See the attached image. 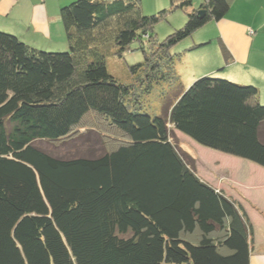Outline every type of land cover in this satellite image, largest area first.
<instances>
[{
  "label": "trees",
  "instance_id": "obj_1",
  "mask_svg": "<svg viewBox=\"0 0 264 264\" xmlns=\"http://www.w3.org/2000/svg\"><path fill=\"white\" fill-rule=\"evenodd\" d=\"M232 1L169 0L145 14L140 0H73L59 9L60 50L0 29V264H249L243 205L200 178L169 136L171 127L264 169L258 87L212 73L183 86L177 63L204 44L170 52L224 18ZM174 9L185 22L157 40L155 25ZM136 40L144 55L129 66L136 83L179 91L161 115L142 111L132 85L107 70L108 46L121 56ZM88 115L119 135L101 132L111 142L98 154L59 156L35 144L64 145Z\"/></svg>",
  "mask_w": 264,
  "mask_h": 264
},
{
  "label": "crops",
  "instance_id": "obj_2",
  "mask_svg": "<svg viewBox=\"0 0 264 264\" xmlns=\"http://www.w3.org/2000/svg\"><path fill=\"white\" fill-rule=\"evenodd\" d=\"M71 1L73 0H0V29L17 35L36 48L65 49L66 38L59 9ZM201 2L202 0H192V6L198 7ZM140 6L143 13L150 14L167 8L169 0H140ZM166 20L170 24L169 32L181 26L186 20V15L184 11L174 9ZM214 39L217 42L218 39L222 41L231 55V60L225 63L221 53L220 56L215 53L214 56L208 57L207 51L201 48L194 53L197 54L194 62L202 64L203 67L201 72V66L197 67L198 74L220 75L219 67L224 64V77L238 83L256 85L259 89V99L264 102V0H233L224 18L210 21L196 30L186 44H208ZM198 74L194 71L190 77ZM219 189L223 190L222 187ZM229 196L243 205L252 224L249 264H264V212L256 208L258 213L252 219L243 202L234 195Z\"/></svg>",
  "mask_w": 264,
  "mask_h": 264
},
{
  "label": "rangeland",
  "instance_id": "obj_3",
  "mask_svg": "<svg viewBox=\"0 0 264 264\" xmlns=\"http://www.w3.org/2000/svg\"><path fill=\"white\" fill-rule=\"evenodd\" d=\"M168 27H170V24L167 20L155 25L154 33L157 40H162L168 34ZM190 38H192V36L175 44L170 52H178L185 48L186 45L184 44L189 41ZM143 42L145 49L149 52L148 43L146 40ZM139 46V41H133L130 45L131 50L129 52H124L121 56L114 54L113 46H108L109 53L106 56V67L108 72L115 76L120 82L132 85L135 93L139 95L142 111L152 115H161L166 105L173 103L179 91L175 88H170L163 82L154 83L152 88L146 91L144 85L136 83L135 77L129 70V66L143 60L144 55L139 49ZM201 48L207 51L208 57L214 56L215 53L219 54V56L221 53L223 56L222 48L216 39L212 40L211 43L194 49L193 52H187L182 60L177 63V72L183 86L184 82H189L188 80L191 78L190 76H192L194 71L198 73L197 67L202 65L198 62H194V59L197 58V54L194 53H197L196 51ZM201 59L202 56L200 57V62H202ZM220 67V71L218 72L220 75L218 76L216 74L214 77L227 78L223 76L226 70L225 67ZM202 70L203 67L201 66L199 72ZM204 75H198L197 78ZM227 79H229V77ZM102 123L103 122L96 117L88 115L83 119L81 126H79L77 137L66 142V145H54L44 140H38L35 144L59 156H69L75 153L98 154L103 143L111 142L110 137L101 134V132H105L107 135L109 134L114 138L119 136L116 132H112L102 126ZM169 136L171 142L177 149L193 163L195 171L200 178L216 189L222 187V191L225 194L227 192L228 196L230 194L236 196L243 202L250 218L254 219V215L258 213L256 208L264 212V169L262 167L248 160L199 145L188 136L171 127L169 128ZM253 221L256 222L255 220ZM256 237L258 236L256 235ZM257 248L258 247H256V249Z\"/></svg>",
  "mask_w": 264,
  "mask_h": 264
},
{
  "label": "water",
  "instance_id": "obj_4",
  "mask_svg": "<svg viewBox=\"0 0 264 264\" xmlns=\"http://www.w3.org/2000/svg\"><path fill=\"white\" fill-rule=\"evenodd\" d=\"M204 12H205V10L202 8V9H200L199 11H198V13L200 14V15H203L204 14ZM202 44H205V43H202Z\"/></svg>",
  "mask_w": 264,
  "mask_h": 264
}]
</instances>
